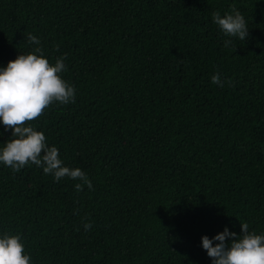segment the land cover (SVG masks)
<instances>
[{
    "label": "trees",
    "instance_id": "trees-1",
    "mask_svg": "<svg viewBox=\"0 0 264 264\" xmlns=\"http://www.w3.org/2000/svg\"><path fill=\"white\" fill-rule=\"evenodd\" d=\"M233 6L245 41L212 21ZM29 34L75 89L30 124L94 190L0 163V238L31 264H212L202 236L264 234V0H0V68Z\"/></svg>",
    "mask_w": 264,
    "mask_h": 264
},
{
    "label": "clouds",
    "instance_id": "clouds-1",
    "mask_svg": "<svg viewBox=\"0 0 264 264\" xmlns=\"http://www.w3.org/2000/svg\"><path fill=\"white\" fill-rule=\"evenodd\" d=\"M212 21L226 37H237L245 41L249 35L244 17L234 6L232 14L221 16L218 11L213 12ZM26 40L37 47L28 54H19L6 67L0 68V124H3L5 131L11 130L12 135L0 149V163L14 172L32 164L42 168L45 175L51 174L56 182L64 177L81 181L74 185L77 192L82 191L84 186L94 190L87 174L79 168L63 166L58 149L46 146L43 132L34 130L30 124L54 102H74V87L60 75L67 69L64 63L67 54L57 57L55 63L50 64L39 46L40 40L31 34ZM231 44V40L224 41L225 47ZM211 82L224 86L219 73L211 77ZM227 82L231 84L230 80ZM90 228V223L84 224L86 231ZM240 228L239 236L225 227L223 232L211 239L201 237V246L211 258L212 264H264V234L250 232L248 223H240ZM213 241L218 243L214 245ZM0 264H31V257L25 254L19 235L5 234L0 238Z\"/></svg>",
    "mask_w": 264,
    "mask_h": 264
}]
</instances>
